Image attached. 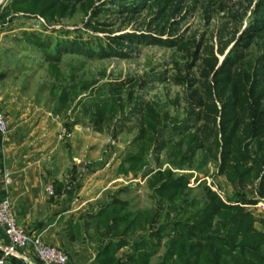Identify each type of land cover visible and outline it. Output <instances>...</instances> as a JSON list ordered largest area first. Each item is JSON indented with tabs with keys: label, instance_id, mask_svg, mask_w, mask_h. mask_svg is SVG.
<instances>
[{
	"label": "rangeland",
	"instance_id": "374dc122",
	"mask_svg": "<svg viewBox=\"0 0 264 264\" xmlns=\"http://www.w3.org/2000/svg\"><path fill=\"white\" fill-rule=\"evenodd\" d=\"M9 2L0 0V12ZM62 16L49 21L38 14L14 13L9 16L12 19L0 21V94L12 97L16 125L23 115H34L45 127L54 125L52 129L60 130V140L66 145L68 159L71 160L73 154L88 162L87 174L95 175L91 181L93 185L84 190L83 198L95 197L98 191L95 181L120 179L106 192L128 203L132 212L156 208L157 198L145 182L148 177L142 176L160 167L177 175H189L187 187L197 201H204L203 186L210 187L224 201L237 198L253 201V204L241 206L251 213L255 228L264 231V213L254 207L262 198L258 193V182H247L242 187L230 184L218 174V161L202 148L195 152L192 162L182 164V170L173 164L172 147L182 142V150L185 149L183 128L172 130L171 125L166 128L163 138L169 143L157 155L160 166H157L155 155L149 154L148 166L136 177L132 173L117 177V167L137 135L139 121L136 115L130 114L135 101L155 104L166 115L168 123L181 126L188 117L191 95L194 91L199 95L203 93L200 73L205 60L216 59L218 68L227 55L240 54L243 59L238 61V68L249 70L257 58L264 56V0H85L70 4ZM40 19L43 22L39 23ZM24 33L45 42L49 53L60 40H76L82 48L98 50L100 47L105 49L111 39L141 36L130 43L121 41V49L127 56L87 58L79 54H61L56 63L58 73L63 77L61 85L90 83V87L96 86L92 87L94 98H108L111 93L105 88L123 83L125 87L120 97L126 105L127 119L116 117L109 126H103L102 133H98L79 106L65 112V116L60 114L58 119L52 118L49 113L54 115L52 110L58 108L51 99L50 85L58 81L55 82V73L52 75L47 69V59L40 48L35 42H29ZM143 37L164 43L143 41ZM208 81L211 84L212 74ZM129 91H132L133 99L130 104L127 100ZM87 94L79 99L89 101V97H84ZM69 124L76 125L67 130ZM195 124L199 127L202 122ZM34 127L42 125L36 123ZM212 141L213 138L206 145L212 148ZM252 148L253 151L256 149L255 146ZM162 209L159 210L160 222L165 219V206ZM145 230L139 232L146 238L147 227ZM165 241L163 238L154 249L149 264L160 263L166 251Z\"/></svg>",
	"mask_w": 264,
	"mask_h": 264
},
{
	"label": "trees",
	"instance_id": "16d2710c",
	"mask_svg": "<svg viewBox=\"0 0 264 264\" xmlns=\"http://www.w3.org/2000/svg\"><path fill=\"white\" fill-rule=\"evenodd\" d=\"M83 1L10 0L0 12V21L12 19L9 16L14 13L38 14L54 21L63 17L70 4ZM118 5L123 8L119 2ZM24 36L40 48L47 59V69L56 75L55 82L58 83L50 85L51 99L55 100L58 108L53 110L55 114L65 116V112L79 106L99 133L116 117L127 119L126 105L120 97L125 87L123 83L108 85L105 88L111 93L108 98H94L92 93L96 86L90 87V83L61 85L63 77L58 73L56 63L61 54H79L87 58L127 56L121 49L122 40L130 43L141 39V36L111 39L105 49L100 47L98 50L82 48L76 40H60L51 53L45 42L27 33ZM143 41L164 43L146 37ZM241 59L243 56L240 54L227 55L218 68L216 59L205 60L200 73L203 93L199 95L194 91L191 95L188 117L181 126L168 123L166 115L155 104L135 101L130 114L138 118L137 135L129 144L118 174L132 173L136 177L148 166L149 154L155 155L157 166H160L157 155L169 143L163 137L171 125L172 130L183 128L185 131L182 137L185 149L182 150V142H178L171 150L172 162L177 169L182 170L183 163L192 162L195 152L202 148L209 157L218 161V174L230 184L242 187L247 182L256 181L259 196L264 198V56L257 58L249 70L238 68ZM211 74L210 84L208 78ZM86 92L88 94L84 97L90 100L79 99ZM131 92L128 104L133 100ZM198 121L202 122L199 127L195 124ZM73 125L69 124L67 130ZM211 138L212 148L206 145ZM252 146L256 148L254 151ZM142 177H148L145 182L157 198L156 208L132 212L128 203L112 197L85 219L86 227H94L95 235L109 239L96 256L98 264H149L154 249L163 238H166V251L159 264H264V231L255 228L251 213L241 206L253 204V201L246 198L224 201L208 186L202 189L204 201H197L196 197H191V189L187 187L189 175H177L160 167ZM163 206L166 208L165 219L160 222L159 210L162 211ZM146 227L148 236L138 243L129 244L121 239L112 241L130 238ZM123 246H128L130 251L125 260L116 257Z\"/></svg>",
	"mask_w": 264,
	"mask_h": 264
},
{
	"label": "crops",
	"instance_id": "0c3cea01",
	"mask_svg": "<svg viewBox=\"0 0 264 264\" xmlns=\"http://www.w3.org/2000/svg\"><path fill=\"white\" fill-rule=\"evenodd\" d=\"M0 101L9 127L8 135L0 136V198H8L18 225L29 236L37 237L45 244L65 252L67 264H98L96 256L109 239L106 237L98 240L94 227H86L85 219L108 202V196L109 199L114 196L106 191L120 179H110L109 183L110 180L99 183L95 181L98 189L95 197L83 198L84 190H89L93 185L91 181L95 175L91 177L87 174L88 162L72 153L71 160L68 159L66 145L60 140V130L52 129L54 125L45 127L34 115H23L16 125L12 97L2 93ZM49 114L56 119L60 116ZM36 123L42 127H34ZM81 162L85 164V169L78 167ZM6 174L10 178L8 185L4 179ZM48 187L53 190L52 196L46 193ZM142 234L138 231L130 238H116L112 241L118 242L121 239L134 244L145 239ZM4 244L5 238L0 229V246ZM129 252L128 246H123L117 251L116 257L125 260ZM8 264L42 263L32 253L26 252L24 260L11 258Z\"/></svg>",
	"mask_w": 264,
	"mask_h": 264
},
{
	"label": "built area",
	"instance_id": "2783aa9c",
	"mask_svg": "<svg viewBox=\"0 0 264 264\" xmlns=\"http://www.w3.org/2000/svg\"><path fill=\"white\" fill-rule=\"evenodd\" d=\"M43 22L41 19L39 23ZM9 127L0 105V136L6 137ZM5 184L10 183L8 174L5 175ZM49 196L53 195L51 187L46 189ZM264 213V198H259L254 205ZM0 229L5 238V244L0 246V264H8L11 258L24 260L26 252L32 253L42 264H67L68 257L62 250L45 244L39 238L29 236L17 223L8 198H0Z\"/></svg>",
	"mask_w": 264,
	"mask_h": 264
},
{
	"label": "water",
	"instance_id": "95a60500",
	"mask_svg": "<svg viewBox=\"0 0 264 264\" xmlns=\"http://www.w3.org/2000/svg\"><path fill=\"white\" fill-rule=\"evenodd\" d=\"M85 164L83 162H81L80 164H78V167L81 169V168H84Z\"/></svg>",
	"mask_w": 264,
	"mask_h": 264
}]
</instances>
